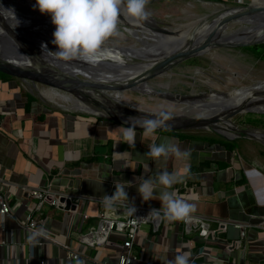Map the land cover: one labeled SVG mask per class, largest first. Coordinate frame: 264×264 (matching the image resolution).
I'll list each match as a JSON object with an SVG mask.
<instances>
[{"label": "crops", "instance_id": "obj_1", "mask_svg": "<svg viewBox=\"0 0 264 264\" xmlns=\"http://www.w3.org/2000/svg\"><path fill=\"white\" fill-rule=\"evenodd\" d=\"M199 1L216 4V8L264 0ZM30 84L0 75V188L9 195L13 208L2 221L10 241L0 245V264H118L123 233L112 232L109 243L103 246H90L77 238L97 226L101 212L116 219L127 214L119 205L117 212L108 213L103 202L95 200L111 196L116 183H124L128 195V201L119 202L161 207V193L166 190L194 204L193 213L251 225L242 237L235 227L204 236L187 234L182 220L164 219L158 230L146 224L134 247L140 260L133 264H170L179 253H188L190 264H264V165H248L238 152L201 135L184 138L156 132L145 138L136 131L135 144L129 146L120 141L124 127L46 102L40 87L31 84L30 89ZM153 143L174 144L187 149L190 156L181 152L179 156L170 154L166 161H154L145 155ZM185 169L189 171L181 182L170 189L157 185L153 198L142 200L140 180L156 179L163 170L183 173ZM20 185H49L93 199L74 200L78 203L76 212L44 205L35 214L44 221L37 227L44 234L31 237L21 224L36 200L15 194ZM216 228V224L211 225V229ZM46 235L53 240L45 239ZM70 250L80 256L70 258Z\"/></svg>", "mask_w": 264, "mask_h": 264}, {"label": "water", "instance_id": "obj_2", "mask_svg": "<svg viewBox=\"0 0 264 264\" xmlns=\"http://www.w3.org/2000/svg\"><path fill=\"white\" fill-rule=\"evenodd\" d=\"M34 4V0H0V6L3 7L0 8V73L31 83L35 87L43 85L64 92L89 105L92 111L87 114L110 120L122 127L135 124L136 131L140 132L142 128L138 125H142L145 118H151L159 112L134 107L123 99L117 100L113 97L116 92H120L122 96L127 91H137L163 98L175 105L186 101L192 103L210 93L201 95L162 93L153 90L150 81L173 73L189 59L202 56L213 49H236L264 44V38L246 37L247 34L256 31L264 35V1L221 4L199 18L193 25L192 29L201 23L209 22V30L202 40L190 37L185 42L173 46H158L150 50L148 47L150 43L136 38L140 46L104 47L117 49L122 57L128 59L127 63H119L109 58H101L95 64L79 58L64 61L49 52L56 51V46L51 43L54 30L50 28L47 18L49 14L40 13L33 7ZM8 9L14 10L15 17L7 11ZM29 10L43 16L32 15ZM148 19L152 22L144 20V25L160 36L176 35L182 28L175 30L161 27L154 17L149 16ZM231 23H239L240 27L228 32ZM212 24L214 26H211ZM127 25L131 26L130 23ZM218 94L225 93H215ZM254 94L264 98V90L255 91ZM246 105L244 102L237 107H225L212 117H204L201 113L198 116L170 113L171 119L166 121V127L157 132H186L202 128L214 130L229 141H236L242 136L257 138L255 133L264 131L242 130L228 123L235 115L243 113ZM188 106L184 107L193 110L192 106L189 104ZM223 124L228 126L229 131H236L237 136L229 137L221 132L218 128ZM62 201L66 200L63 198ZM66 202L67 210L76 209V205H72L70 200Z\"/></svg>", "mask_w": 264, "mask_h": 264}, {"label": "rangeland", "instance_id": "obj_3", "mask_svg": "<svg viewBox=\"0 0 264 264\" xmlns=\"http://www.w3.org/2000/svg\"><path fill=\"white\" fill-rule=\"evenodd\" d=\"M215 5L199 0H149L146 9L150 13L149 16L154 17L161 27L176 30L184 25L198 22L199 18L215 10ZM18 10L22 11V9ZM29 13L32 15L38 14L32 10H29ZM239 27V23H231L227 31H233ZM128 28L127 24L119 22L117 34L109 38L103 47H114V45L126 47L140 46ZM263 80L264 44H256L250 48L213 49L202 56L189 59L183 65L176 68L173 73L154 78L150 81V87L162 93L173 92L185 95H201L212 92L227 93L236 88H251L256 83L264 84ZM37 87H40V90L49 88L43 85H38ZM40 96L46 102H50L44 95L40 94ZM123 100L134 107L147 111L160 112L164 110L168 113L187 114L190 116H198L200 114L197 110H189L186 107L184 108L183 106L168 102L163 98L137 91L125 92ZM63 106L72 110V112L87 114L74 110L67 105ZM251 110L264 111V106L254 107ZM230 122L242 130L264 131V114L261 113H240L235 115ZM186 132L209 138L227 140L214 130L198 128ZM231 132L237 134L234 130ZM258 137L242 136L236 141H232L236 142L240 158H243L248 165H264V141Z\"/></svg>", "mask_w": 264, "mask_h": 264}, {"label": "clouds", "instance_id": "obj_4", "mask_svg": "<svg viewBox=\"0 0 264 264\" xmlns=\"http://www.w3.org/2000/svg\"><path fill=\"white\" fill-rule=\"evenodd\" d=\"M149 0H35L34 8L42 14L50 15L51 22L55 26L51 43L56 46V51H49L56 57L71 61L79 58L90 64H95L102 57L122 63L120 54L105 49L103 45L112 36L117 34V26L121 17L136 24L147 20L150 13L146 9ZM0 8H3L0 6ZM12 15L14 10L8 9ZM18 24V21L16 25ZM15 25V26H16ZM46 48V46H45ZM171 119V114L161 110L151 118H145L142 125V134L145 138L151 137L157 130L166 127V121ZM136 126L124 127L121 142L134 146L136 138ZM145 155L154 161H166L170 154L177 156L181 152L185 157L190 156L187 149L181 150L174 144L153 143L148 146ZM189 169L183 173H171L163 170L156 179L140 180L138 193L143 201L153 198L157 185L164 189H170L174 184L181 182ZM124 183H116L115 191L111 196L105 195L103 207L106 212H117V204L123 199L128 201ZM161 207L152 208L147 217L166 219L167 221H180L191 218L195 212V205L179 198L175 193L163 191L161 193ZM128 214L133 215L136 211L133 205L126 208ZM43 229L38 228L30 233L31 237L43 235ZM170 264H190L188 253H179Z\"/></svg>", "mask_w": 264, "mask_h": 264}, {"label": "built area", "instance_id": "obj_5", "mask_svg": "<svg viewBox=\"0 0 264 264\" xmlns=\"http://www.w3.org/2000/svg\"><path fill=\"white\" fill-rule=\"evenodd\" d=\"M19 193L25 197L36 200L34 208H31L29 213L27 214L26 221L22 222L23 228H25L29 233L36 231L39 224H44L43 219L35 217L37 212L40 213L42 211L44 205L48 204L57 209H66L67 200L72 202V205H76L75 210L69 209V211H77L78 203L74 200L76 199H93L84 195H77L74 193H68L64 191L54 190L51 186H38V187H29L26 185H20L15 190V194ZM66 201H62V199ZM99 202H103V199H95ZM133 205L136 209L133 215L126 214L122 218H111L108 217L104 212H101L98 217L97 226L89 228L87 231L80 233L78 235V240L88 244L90 246H103L109 243V237L112 232H121L124 234V241L122 244L123 251L119 256L118 264H133L136 261L140 260V256L136 253L134 247L136 244V240L139 232L142 230L143 225H150L155 230H158L162 225L164 219H155L152 217H147L148 213L152 208H160L154 206H146L139 205L134 203H125L118 202L117 205L124 206L127 208L129 205ZM13 212V208L11 205V200L9 195H6L3 192L2 187L0 188V245H9V238L7 229L4 227L2 221L10 216ZM84 218H89V215L84 214ZM184 225V231L187 234H199V235H208L212 233L213 235L218 234L219 231L227 230L230 227H235L240 229L242 232V237L244 236V231L246 228L251 225L248 223H241L238 221H234L232 219H220L218 217H211L204 214L192 213L191 218L187 221L182 220ZM216 224V229H211V225ZM261 228L264 230V222L261 225ZM45 237V236H44ZM45 239L53 240L48 235H46ZM242 240V239H241ZM238 243H232L229 245V249L235 248ZM57 242V241H54ZM79 253L70 250L69 257L70 258H78Z\"/></svg>", "mask_w": 264, "mask_h": 264}, {"label": "bare ground", "instance_id": "obj_6", "mask_svg": "<svg viewBox=\"0 0 264 264\" xmlns=\"http://www.w3.org/2000/svg\"><path fill=\"white\" fill-rule=\"evenodd\" d=\"M14 2V1H10ZM18 2H14V4H17ZM190 4V3H189ZM40 12V11H39ZM41 13V12H40ZM40 13H38V16H43ZM221 16H218L220 18ZM48 21L50 23V28L52 30L55 29V26L51 22L50 15H47ZM147 21H151V19H147ZM218 21V20H216ZM120 22H123L125 24L130 23L131 26H129L128 30L129 32L135 36V38H138L140 40H144L150 45L148 46L150 50H153L157 48L158 46H173L182 42H185L186 40L190 39L192 37L194 40H202V38L205 37L207 34L209 27L208 23H201L199 26H196L192 29L193 25L196 24V22L190 23L188 25H184L180 33L176 35H169V36H160L158 33L150 30L147 28V26L144 25L143 21H140L139 23L133 24L129 20L121 17ZM211 26H214L212 24ZM50 29V30H51ZM121 36V35H120ZM255 36V38H264V35L262 36L261 33L258 31L251 32L246 35L247 38ZM201 42V41H200ZM113 53H119L117 49L112 50ZM120 54V53H119ZM122 63H127L128 59L121 56ZM104 58V57H102ZM178 68V67H177ZM211 81V80H210ZM264 81V80H263ZM42 86V85H41ZM46 88V87H45ZM264 90V84L262 83H256L255 85L251 86V88H236L232 91H229L225 93L224 95H215V93H210L208 96L201 98L198 101H194L191 103V101H186L185 103H179V106H192L194 110L199 111L201 115L204 117H212L216 113H218L221 109L225 107H231L238 105L242 103H247L246 109L243 113H261L264 114V111L259 110H252V108L264 106V102H258L264 100L263 97L256 96L254 94L255 91H263ZM42 95L48 98L49 101L59 104V105H67L70 108L74 110H79L85 113L91 112V107L87 105L86 103L74 98L71 95L65 94L59 90L47 88L39 90ZM151 92V91H150ZM120 95V96H118ZM113 97H115L117 100L123 99V95L121 96L120 92H116ZM189 107V106H188ZM185 108V107H184ZM231 126L236 127L232 122H228ZM222 125V124H221ZM228 126L223 124L221 128H218L221 132H224L229 137H235L237 136L236 133L229 131ZM256 135L259 136V138L264 141V133L262 132H256Z\"/></svg>", "mask_w": 264, "mask_h": 264}, {"label": "trees", "instance_id": "obj_7", "mask_svg": "<svg viewBox=\"0 0 264 264\" xmlns=\"http://www.w3.org/2000/svg\"><path fill=\"white\" fill-rule=\"evenodd\" d=\"M250 47L251 46L245 47V48H250ZM0 74L3 75V76H7V75L2 74V73H0ZM170 133L178 134V135H180L181 137H184V138L200 137V136L195 135V134H187L184 131L183 132H170ZM202 137L205 138V139L210 140L212 143H216V144H220V145L224 146V148H226L227 150H231V151H234V152L238 151V146H237L236 142L228 141V140H225V139L209 138V137H206V136H202Z\"/></svg>", "mask_w": 264, "mask_h": 264}, {"label": "flooded vegetation", "instance_id": "obj_8", "mask_svg": "<svg viewBox=\"0 0 264 264\" xmlns=\"http://www.w3.org/2000/svg\"><path fill=\"white\" fill-rule=\"evenodd\" d=\"M30 86H31V84H30ZM32 87V86H31Z\"/></svg>", "mask_w": 264, "mask_h": 264}]
</instances>
